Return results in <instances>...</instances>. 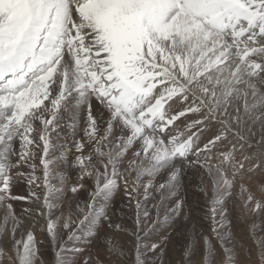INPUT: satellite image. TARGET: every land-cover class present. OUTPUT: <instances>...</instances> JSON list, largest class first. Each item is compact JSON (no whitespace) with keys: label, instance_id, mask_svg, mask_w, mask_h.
<instances>
[{"label":"snow or ice","instance_id":"obj_1","mask_svg":"<svg viewBox=\"0 0 264 264\" xmlns=\"http://www.w3.org/2000/svg\"><path fill=\"white\" fill-rule=\"evenodd\" d=\"M0 264H264V0H0Z\"/></svg>","mask_w":264,"mask_h":264},{"label":"rangeland","instance_id":"obj_2","mask_svg":"<svg viewBox=\"0 0 264 264\" xmlns=\"http://www.w3.org/2000/svg\"><path fill=\"white\" fill-rule=\"evenodd\" d=\"M195 182V181H194ZM197 197L196 196H191V202L193 203V206H194V208H196L197 209V215H203V213L202 212H200L199 210L200 209H206V204H205V202H203V203H198L197 202ZM122 207V206H121ZM241 227V228H240ZM243 225L241 224V225H239L235 230L237 231V232H239V231H241L242 229H243Z\"/></svg>","mask_w":264,"mask_h":264},{"label":"bare ground","instance_id":"obj_3","mask_svg":"<svg viewBox=\"0 0 264 264\" xmlns=\"http://www.w3.org/2000/svg\"><path fill=\"white\" fill-rule=\"evenodd\" d=\"M194 181H195L194 184L198 182V180H196V179H194ZM193 196H196V195H193ZM196 197H197V196H196ZM197 199H198V200H197L198 203H203V202H204L203 199H202V197H197ZM124 203H126V201L123 202V201L119 200V197H117V198H116V201H115V203H114L113 206H114V207L122 208ZM121 206H122V207H121ZM240 228H241V227H240ZM237 229H238V228H237Z\"/></svg>","mask_w":264,"mask_h":264}]
</instances>
